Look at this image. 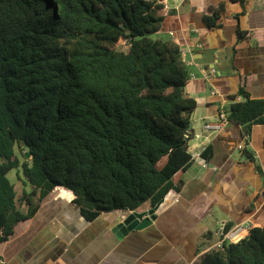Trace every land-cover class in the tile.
Here are the masks:
<instances>
[{
    "label": "trees",
    "instance_id": "trees-1",
    "mask_svg": "<svg viewBox=\"0 0 264 264\" xmlns=\"http://www.w3.org/2000/svg\"><path fill=\"white\" fill-rule=\"evenodd\" d=\"M224 10L225 0L209 6L204 24ZM167 14L160 0H0V244L57 189L88 221L180 192L196 100L180 45L151 37ZM245 34L236 27L238 40ZM229 98L226 121L241 126L249 155L264 100L243 87ZM19 167L29 190L18 196L7 174ZM192 264H264V226Z\"/></svg>",
    "mask_w": 264,
    "mask_h": 264
},
{
    "label": "crops",
    "instance_id": "crops-1",
    "mask_svg": "<svg viewBox=\"0 0 264 264\" xmlns=\"http://www.w3.org/2000/svg\"><path fill=\"white\" fill-rule=\"evenodd\" d=\"M160 1L168 14L156 37L180 45L190 68L185 90L196 100L193 161L182 173L180 192L161 202L150 225L118 239L113 228L123 211L88 221L67 190H54L3 243L2 264H192L216 243L215 232L225 223L232 222L229 241L243 238L250 225L264 226V123L251 127L249 156L241 150V126L219 117L239 87L264 100V0L244 6L225 0L212 27L203 15L222 0ZM237 26L246 32L241 40Z\"/></svg>",
    "mask_w": 264,
    "mask_h": 264
},
{
    "label": "water",
    "instance_id": "water-1",
    "mask_svg": "<svg viewBox=\"0 0 264 264\" xmlns=\"http://www.w3.org/2000/svg\"><path fill=\"white\" fill-rule=\"evenodd\" d=\"M162 201L163 200L158 202L154 207L146 210L127 211L126 216L113 228L117 238L121 239L131 231L140 230L150 225L155 218L154 213Z\"/></svg>",
    "mask_w": 264,
    "mask_h": 264
},
{
    "label": "rangeland",
    "instance_id": "rangeland-1",
    "mask_svg": "<svg viewBox=\"0 0 264 264\" xmlns=\"http://www.w3.org/2000/svg\"><path fill=\"white\" fill-rule=\"evenodd\" d=\"M156 36H157L156 34H152L151 35V37H153V38H156ZM119 47L120 48H124L123 41L119 42ZM7 176L10 179V181L15 185V188L17 190L18 196L21 194L23 189L26 190V191L29 190V185H28L27 181L25 180V178L22 175L21 167L14 168V169L10 170L8 172ZM126 214H127V211H123L121 213V215H120V219L122 220L126 216ZM220 225H221L220 221H217L216 219H214V227L216 228V227H219ZM115 236H116V234H115ZM214 240H215V238H214ZM227 241H229V239ZM3 247H4L3 243L0 244V253H2ZM0 264H2L1 261H0Z\"/></svg>",
    "mask_w": 264,
    "mask_h": 264
},
{
    "label": "built area",
    "instance_id": "built-area-1",
    "mask_svg": "<svg viewBox=\"0 0 264 264\" xmlns=\"http://www.w3.org/2000/svg\"><path fill=\"white\" fill-rule=\"evenodd\" d=\"M219 117H220L223 121H226V115H225V111H224L223 108H221V110H220ZM247 228H249V226H248ZM215 234H216V237H217V241H216V243H215L213 246H216V245H217V246H220V245L222 244V242H223L224 240H226L227 238L231 239V231H228L227 233L222 234V233H221V228H220V229H218V230L215 232ZM213 246H211V247H213Z\"/></svg>",
    "mask_w": 264,
    "mask_h": 264
}]
</instances>
